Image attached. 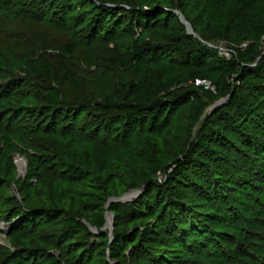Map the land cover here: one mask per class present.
<instances>
[{
	"label": "rangeland",
	"instance_id": "1",
	"mask_svg": "<svg viewBox=\"0 0 264 264\" xmlns=\"http://www.w3.org/2000/svg\"><path fill=\"white\" fill-rule=\"evenodd\" d=\"M94 1L116 4L109 0ZM126 1L134 3L132 8L154 21L142 20L144 27L134 25L135 28L122 31L127 24V13L119 8L125 5L118 4L111 17L118 21L115 27L121 20L123 23L118 31H107L108 19L100 22L96 5H88L85 0L77 1L80 11L70 12L67 16L58 7L51 10L44 7L42 0H0V84L9 83L16 88V94L0 103V108L1 112L12 109L22 115L10 127L18 141L12 157L16 176L8 196L21 201L28 193L27 186L32 185L52 199V206H44V209L52 208V214L34 221V225L26 230L16 229L18 218L0 221V264L8 263L10 254L16 251L19 256H16V262L13 261L15 264H71L74 254L80 259L77 264H152L151 257L143 254V246L148 244L151 249L158 250L155 252L160 257V246L170 239L154 212L155 208L143 209L132 217H126L116 211L117 207L125 208L137 200L145 191L144 183L153 180L158 184L165 183L178 170L177 163H183L190 156L203 120L214 107L227 100L224 82L230 88L239 84V73L242 67L247 66L241 63L240 54L243 57L255 56L256 59L249 63L251 66L264 61V37L237 35L232 0H219L221 10L218 12L208 7L210 0ZM261 1L264 4V0ZM12 3L19 6L13 8ZM36 5L42 9L39 12L45 17L43 22L23 19L17 12L19 8L34 13ZM179 8L184 10L197 31ZM160 9L167 15L155 19L156 11ZM242 16V24L248 27L250 16ZM181 17L190 25L191 35ZM256 24L264 27V18L258 19ZM179 35H189L193 43L198 42L211 49L216 58H206V62L217 66L219 59L230 61V75L221 74L220 82L215 85L205 79L208 73L204 67L182 62L167 51L166 46H173L172 39ZM135 43L153 45L155 52L141 57L128 51V47ZM61 45L74 46L73 54L62 55L58 50ZM40 64L44 68H40ZM137 66L144 67V70H138ZM174 77H178L180 82L168 91L194 92L203 103L198 121L191 117L188 104H178L171 107L167 116L169 124L162 132L158 127L152 129L150 120H142L143 127L136 132L135 129L130 132L128 126H123L124 110L131 105L147 104L153 98H167L162 96V91ZM198 79L205 80L209 89L197 85ZM139 81L149 89L145 96L147 101L145 99L141 103L129 99L125 91L127 84ZM74 84L81 90V102L72 97ZM47 89L56 91L69 105L66 109L56 107L63 111H59L56 120L52 119L56 121L57 129L48 124ZM2 95L0 93V97ZM79 107L84 111L80 112ZM74 110L76 115H73ZM71 116L76 119L71 131L77 135V141L72 143L93 160L92 168L84 172H70L64 166L66 161L62 149L65 136L62 129ZM162 119L156 120L155 126ZM5 124L6 121H2L1 125ZM47 124L48 132L33 130L34 126L42 129ZM19 127L23 129L19 131ZM24 127H30V130ZM263 130L262 127V133ZM236 145L244 152L253 153V147L243 143ZM232 150L225 154L233 158L235 151ZM221 151L224 150L221 148ZM151 160H161L165 171L155 177L148 176L144 165ZM36 162L41 168L34 167ZM21 164H24L23 168ZM189 174L192 171H188ZM143 178H146L145 182ZM253 178L250 170L245 177L247 185L254 181ZM247 189V186L242 187L236 194L239 202L245 203L247 212L232 220L229 230L236 236L226 237V246L224 244L220 249L225 253L227 247L247 246L249 257L232 264H264V189L249 192ZM232 199L222 204L209 203L228 217ZM208 207L211 208L209 204ZM94 212L103 216L101 230L90 225L89 218ZM72 222L74 228L69 227ZM83 226L88 229L87 235L81 231ZM148 236L154 240L146 239ZM132 241L135 243L131 245ZM118 242L124 248L121 255L114 251ZM181 249L176 254L179 264L208 263L205 254Z\"/></svg>",
	"mask_w": 264,
	"mask_h": 264
},
{
	"label": "trees",
	"instance_id": "2",
	"mask_svg": "<svg viewBox=\"0 0 264 264\" xmlns=\"http://www.w3.org/2000/svg\"><path fill=\"white\" fill-rule=\"evenodd\" d=\"M42 1H44V7L48 6L50 10L58 7L66 16L70 12L81 10V6L77 3L80 0ZM92 1L85 0V3L96 5V14L100 22H102V19H108L109 27L107 31H116L120 24L123 23L121 20L119 26L115 27L118 21H114V18L112 19L111 17L114 9L118 8V4L125 5L124 7L120 5L121 7L119 6V8L127 13V20L125 19L127 24L122 31L133 29L135 28L134 25L144 27L142 20L150 23L154 21V19H149L148 16H143L141 11H136L132 8L134 3L126 0H109L116 3L112 5ZM232 3L234 4L232 14L237 35L247 34L248 37L257 39L264 37V27L256 24L258 19L264 18V4L262 1L234 0L233 2L232 0ZM18 6V4L12 3L13 8ZM208 7L214 12L221 10L219 0H210ZM34 9V13L31 10L24 11L19 8L17 12L23 19H36L43 22L45 17L39 12L42 11L40 6L36 5ZM179 9L196 30L195 25L185 15L184 10ZM156 12L157 17L155 19H160L167 15V12L163 9ZM148 14L150 15L151 13L148 12ZM243 14L250 16L248 27H244L242 24ZM171 18L174 19L175 16L172 15ZM111 37L112 35H110ZM172 41L173 46H166L167 51L172 52L182 62L196 67H204L208 73L204 76L205 79L215 85L220 82L221 74L230 75V67L232 66L230 61L219 59L217 66L214 63L206 62V58H216L215 53L207 47H202L198 42H196L197 45L195 42L193 43L189 35H179L173 38ZM58 50L61 51L62 55L70 56L73 54L75 47L72 45H61ZM130 50L141 57L155 52L153 45L150 46L147 43H135L128 47V51ZM240 59L243 61L241 63L247 66L242 67L239 73L237 78L239 84L230 88L224 82L223 87L225 88L227 100L222 105L214 107L203 120L198 138L190 152L189 157L191 158L189 159L188 157L183 163L178 162V170L165 183L158 184L154 180L150 183L146 182L144 183L145 191L137 200L125 206V208L117 207L116 211L126 217H132L143 209H156H154V212L157 213L158 220L164 224L163 229L169 233L170 239L160 246V257L157 256L156 249H151L148 244L146 247L143 246L142 252L147 257H151L152 264H179L176 254L180 253L181 248L205 254L207 264H232L249 257L247 246L242 247L241 245L236 247V249L227 247V252L225 253L220 249L224 244L226 246L224 241L226 237L229 239L236 236L230 233L229 230L231 229L232 220L239 219L240 215H245L247 212L245 203L243 201L239 202V196L236 197V194L240 192L239 189L245 186L248 187V192L253 189H264V132H261V128L263 127L264 129V61L251 66L249 63L256 59L255 56L243 57L240 54ZM40 68H44V66L42 67L40 64ZM137 69L143 71L144 67L137 66ZM179 82V78L174 77L165 85L162 96L167 98L159 97L148 101L145 96L148 94L149 89L143 81L127 84L125 91L129 99L132 98L137 103H141L146 99L148 103L137 104L135 107H131V105L124 110L123 118L125 121L122 123L123 126H128L130 132L132 131L131 129H135L134 132H136L143 127L142 120H150V123L153 124L151 128L158 127L159 132H162L169 124L167 116L171 107L178 104H188L191 117L198 121L203 111V103L196 97V94L194 92L174 93L173 91H168L172 87L177 86ZM74 86L75 90L72 97L81 102L83 98L80 96L81 90L76 84ZM15 89L9 83L0 84V93H3L0 97V103L6 102L7 98L15 95ZM220 91L218 89V93ZM45 100L48 102V124L52 128L57 129L58 125L52 119L56 120L59 117L58 113L62 111L60 108L64 107L66 109L69 105L61 100L56 91L51 89L46 90ZM74 107L76 108L75 105ZM79 108L80 112L84 111L83 108ZM1 111L0 108V221L9 222L14 218H18L19 225L16 226V229L26 230L34 225V221L43 220L48 214H52V208L50 210L44 209V206H52V199L42 195L39 188L32 185H25L28 188V193L21 201H16L8 196L9 187L16 176V168L12 157L15 152V144L18 141L16 133L10 127L15 121H19L22 115L20 116L21 113L16 114L12 109ZM94 111H97L96 108ZM75 113L76 111L74 110L73 115ZM66 116L68 117V114ZM162 117V122L155 126L154 122H157L156 120ZM75 120V117L71 116L68 119V124L64 125L62 129L65 136L62 156L66 161L64 166L68 171L84 172L92 168L93 160L87 158L83 150L79 146H75V143H72L77 141V135L71 131ZM2 121H6L4 126L1 125ZM48 124L47 127L42 129L40 127L36 129L34 126L33 130L39 133L48 132ZM133 124L135 125L133 126ZM24 128L30 130V127ZM22 129V127H19V131ZM237 143L253 147V153L250 151L244 152L240 150L241 148L238 149ZM221 148L224 150L223 152ZM232 148V151H235L233 158L229 154H225L226 151H230ZM38 164L39 162H36L34 167H38ZM38 168H41V166ZM144 168L147 169V175L150 177H155L165 171L161 160L148 161L145 163ZM250 170H252L255 179L253 178L254 181L247 185L248 181L245 177L250 173ZM188 171H192V174L187 175ZM231 171L232 173L228 177ZM145 180L146 178H143L144 182ZM229 196H232L233 203L232 201L229 202L231 203L228 208L230 215L227 217L221 211L218 212L216 210L217 207L214 209L212 206H214L215 202L222 204L225 203V200H231ZM209 202L213 204L211 205ZM208 204L211 208L208 207ZM89 222L91 226L98 230H101L104 225L103 216L98 212L90 215ZM74 225L72 222L69 227L74 228ZM81 231L85 235L88 234V229L84 226L81 227ZM146 239L154 240L152 236H148ZM134 243L132 241L131 245ZM141 245L143 243H140ZM123 250L124 248L121 247L119 242L114 247V251L119 255L123 253ZM156 251L158 252V250ZM17 253V251L11 253L7 259L8 263L3 262V264H15L13 261L15 260L16 262L18 260L16 256H19ZM216 258L217 261L215 260ZM76 262L79 263L80 259L74 254L71 256V264Z\"/></svg>",
	"mask_w": 264,
	"mask_h": 264
},
{
	"label": "built area",
	"instance_id": "3",
	"mask_svg": "<svg viewBox=\"0 0 264 264\" xmlns=\"http://www.w3.org/2000/svg\"><path fill=\"white\" fill-rule=\"evenodd\" d=\"M196 84L199 85V86H202V87H204L206 89H209V84L205 80L198 79L196 81Z\"/></svg>",
	"mask_w": 264,
	"mask_h": 264
},
{
	"label": "water",
	"instance_id": "4",
	"mask_svg": "<svg viewBox=\"0 0 264 264\" xmlns=\"http://www.w3.org/2000/svg\"><path fill=\"white\" fill-rule=\"evenodd\" d=\"M182 23L186 27L188 34L191 35L192 34V31L190 29V25L183 18H182Z\"/></svg>",
	"mask_w": 264,
	"mask_h": 264
},
{
	"label": "bare ground",
	"instance_id": "5",
	"mask_svg": "<svg viewBox=\"0 0 264 264\" xmlns=\"http://www.w3.org/2000/svg\"><path fill=\"white\" fill-rule=\"evenodd\" d=\"M23 165H24V164H21L20 166L23 168Z\"/></svg>",
	"mask_w": 264,
	"mask_h": 264
}]
</instances>
